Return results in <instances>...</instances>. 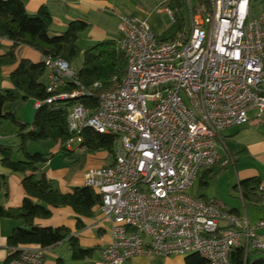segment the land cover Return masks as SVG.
Wrapping results in <instances>:
<instances>
[{"label": "built area", "instance_id": "obj_1", "mask_svg": "<svg viewBox=\"0 0 264 264\" xmlns=\"http://www.w3.org/2000/svg\"><path fill=\"white\" fill-rule=\"evenodd\" d=\"M209 3L208 15H191L189 26L169 39L144 21L120 16L116 41L127 60L121 83L98 94L94 111L79 103L70 109L69 132L89 128L118 138L112 162L84 174V186L100 195V214L111 224V242L95 264L153 254L231 264L236 249L245 258L264 252L258 233L264 220L251 224L245 208L244 215L230 212L189 193L218 164L220 134L246 125L252 111L264 118V14L252 16L250 0ZM44 62L46 104L92 97L102 87L79 86L67 60ZM67 82L79 88L61 91ZM75 140L81 141L77 136L68 144ZM255 206L264 210L263 184ZM19 251L7 264H43L45 249Z\"/></svg>", "mask_w": 264, "mask_h": 264}, {"label": "trees", "instance_id": "obj_2", "mask_svg": "<svg viewBox=\"0 0 264 264\" xmlns=\"http://www.w3.org/2000/svg\"><path fill=\"white\" fill-rule=\"evenodd\" d=\"M163 6L172 13V24L162 36L163 39L173 38L185 26V15H208L210 13L209 0H166ZM52 17L49 11L42 7L36 14H29L20 0H0V38L11 41L8 52L0 55V69L4 66L18 63L9 79L13 90H0V130L8 127L16 128L18 144L16 147L0 145V163L12 173L23 176L21 185L25 197L19 208L4 209L0 207V217L19 221L7 237L9 250L5 264L18 257L19 247L22 245H36L43 249L54 247L66 242L70 245L72 258L83 260L92 254L91 249L79 247L71 232L65 227L41 228L34 224L35 219H48L52 209L70 207L76 215L77 229L82 228L81 217H92L94 209L101 206V197L87 186L72 188L68 193H62L55 183L47 178L43 167L53 157L40 152L30 153L27 149L29 143L52 142L58 147V153L64 157L77 159L74 164L82 162L88 155L105 153L111 160L118 151V138L112 134H99L92 129H82L79 134L68 130L67 118L74 104L94 111L98 106L97 96L105 90L116 88L122 81L127 67L125 55L119 50L117 41L111 40L98 43L80 51L76 45L79 36L88 25L84 21H75L68 24L66 30L53 35L51 31ZM70 49L69 64L81 59L80 66L76 67L73 81L79 86L90 88L94 83H101L102 87L94 91L92 97H80L64 102L46 104L49 97L46 90L48 69L44 60L33 63L26 59L17 60L16 51L21 46H28L38 51L43 58H61L63 47ZM72 67V66H71ZM74 82H67L61 91L72 92L77 90ZM33 100L40 102L35 108L31 124L23 123L13 111L6 112V104ZM80 137L78 152L69 150L67 144L71 139ZM22 159H16V154ZM217 166V165H216ZM216 166L202 174L201 184L208 185L205 178L214 176ZM212 175V176H211ZM261 181L250 178L240 181L233 187L238 191L245 206L256 208L258 188ZM5 176L0 174V192L5 189ZM203 199L202 196H198ZM239 213L238 209H228ZM231 264H264V256L252 260L245 258L240 249L230 255ZM185 264H206L197 255L185 257Z\"/></svg>", "mask_w": 264, "mask_h": 264}, {"label": "crops", "instance_id": "obj_3", "mask_svg": "<svg viewBox=\"0 0 264 264\" xmlns=\"http://www.w3.org/2000/svg\"><path fill=\"white\" fill-rule=\"evenodd\" d=\"M20 1L29 14H36L42 7H45L49 11L52 17L51 31L53 35L64 32L71 22H86L88 27L80 34L76 43L80 51L98 43L111 40L116 41L118 39V21L119 17L122 15L134 17L139 21L148 23L158 36H163L168 29V27L166 28L164 24L161 23L158 15L161 11L168 13L169 10L163 7L166 0H162L160 5H152L148 0ZM255 1L250 0L251 15L264 14V0L260 1L259 5L256 4ZM160 6L163 7L162 10L159 9ZM81 39H84L86 43L84 48L78 46V42ZM11 44V41L0 38V55L8 52ZM63 53L64 50L62 51L61 59L69 62L70 60L65 59ZM69 54L70 49L68 47V58ZM16 56L17 60L26 59L33 63L42 62L44 60L43 56L38 51L28 46L19 47L16 51ZM17 66L18 63H15L0 69V90H13V85L9 77ZM70 66L76 69L73 62H70ZM20 97L21 95L18 94L17 103L15 105L6 104L4 109L6 112L13 111L23 123L31 124L35 114V102L31 99L22 102L20 101ZM249 117V122L246 125L227 129L217 138L220 160L217 166H215L218 167L221 165L225 167L228 165L225 156H223V151L226 156L232 160L234 166L235 163H239V169L237 167L235 168L237 184L246 179L258 178L261 184L264 185V118L259 120L255 118V115ZM15 133V127H8L5 130H0V145L16 147L18 139ZM31 143L28 144V151ZM33 145L34 147H38L40 144ZM75 152L77 151L75 150ZM50 153L53 157L43 167V171L47 178L53 181L62 193H68L72 188L84 186V174L87 170L106 166L112 162L111 159H107L105 153L88 155L86 157L87 166L77 170L66 163L63 154L58 153L57 146L53 145L50 148L49 154ZM60 157L63 158L62 161H59L60 159L58 158ZM16 159H19V153L16 154ZM0 174L4 175L6 180L5 189L0 192V207L4 209L19 208L26 196L21 185L23 176L21 174L12 173L9 169L4 168L1 163ZM244 208L246 210L247 206H244ZM262 211L263 213L259 215V219L255 222L264 220V210ZM239 213L242 214L240 211ZM246 214L248 216L247 210ZM80 220L82 222V228L77 229L76 215L70 207L52 209L50 218L34 220L35 226L41 228H67L77 241L79 247L92 250V254L87 258L83 260H74L72 258L70 245L63 242L54 247L45 249L43 264H95L100 261L102 251L111 242V224L103 219L99 207L94 209V215L92 217H81ZM18 225H20L19 221L0 217V264H5L8 257L7 237L12 229ZM258 233L264 235V230H260ZM32 246L36 245H22L19 248ZM126 264H185V257L153 254L151 256L135 257Z\"/></svg>", "mask_w": 264, "mask_h": 264}, {"label": "rangeland", "instance_id": "obj_4", "mask_svg": "<svg viewBox=\"0 0 264 264\" xmlns=\"http://www.w3.org/2000/svg\"><path fill=\"white\" fill-rule=\"evenodd\" d=\"M149 2H151V4H157L160 5L162 0H148ZM190 1V0H189ZM255 1V0H254ZM262 0H256V4L259 5V2ZM159 3V4H158ZM164 7V6H163ZM162 6H160V10L163 9ZM159 15V19L161 21V23L164 24V26L167 28H169V26L172 24V20H171V16L169 15V13L165 12V11H161L160 13H158ZM190 23V18L189 15H185V27L187 28L189 26ZM162 36V35H159ZM78 46L80 48H84L86 46V43L84 41V39L80 40L78 42ZM64 53L63 56L65 59H69L67 57V51H68V46L65 45L64 48ZM80 61L81 59H76L74 61V66L79 67L80 66ZM251 115H256V111H253L251 113H249V116ZM33 144H40L35 145L38 147H34ZM53 146V143L48 141V143L46 142H40V143H31V146L29 147V152L30 153H35V152H40L42 154H49L50 152V148ZM67 148L69 150H76L77 152L79 151L78 149V142L75 140L72 143L68 144ZM37 149V150H36ZM223 156H225L226 161L228 162L227 166H218L216 167V170L214 171V176L211 178H205L206 181H208V185L207 186H203L201 184V178L202 175H200V177H198V179L196 180V182L194 183V185L192 186V188L189 190V193L192 195H196V196H202V198L210 203H214V204H218L220 206H222L224 209H231V208H235L238 209L242 215H244V204L241 200L240 194L238 191H235L233 189V187L235 185H237V177H236V171L235 168L237 167L239 169V163H235V166L232 162L231 159H229V157L226 156V154L222 151ZM227 157V158H226ZM19 159H22V155L19 154ZM60 159L59 161H62L63 158L60 157L58 158ZM65 161L67 164H70L71 167L73 166L74 169H81L85 166H87V161L86 159L82 162H78L76 164L73 163L74 158H67L64 157ZM107 159H111L110 157H107ZM77 159H75L76 161ZM241 177V175H240ZM248 216H249V221L250 223L255 222L257 219H259V215H261L263 213L262 210L259 209H253L249 206H247L246 208ZM258 256H264V252H250L249 254V259L252 260Z\"/></svg>", "mask_w": 264, "mask_h": 264}]
</instances>
